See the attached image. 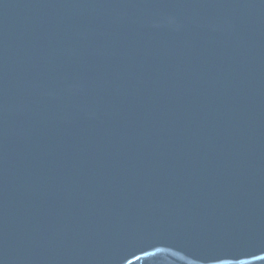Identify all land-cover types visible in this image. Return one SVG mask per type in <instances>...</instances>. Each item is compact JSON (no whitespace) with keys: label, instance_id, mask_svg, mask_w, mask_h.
I'll list each match as a JSON object with an SVG mask.
<instances>
[{"label":"water","instance_id":"1","mask_svg":"<svg viewBox=\"0 0 264 264\" xmlns=\"http://www.w3.org/2000/svg\"><path fill=\"white\" fill-rule=\"evenodd\" d=\"M0 264H264V0H0Z\"/></svg>","mask_w":264,"mask_h":264}]
</instances>
